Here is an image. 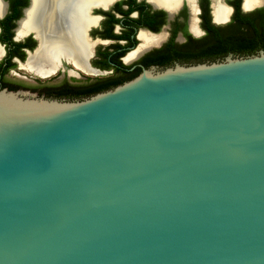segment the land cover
<instances>
[{
  "label": "water",
  "instance_id": "95a60500",
  "mask_svg": "<svg viewBox=\"0 0 264 264\" xmlns=\"http://www.w3.org/2000/svg\"><path fill=\"white\" fill-rule=\"evenodd\" d=\"M0 264H264V50L0 89Z\"/></svg>",
  "mask_w": 264,
  "mask_h": 264
},
{
  "label": "flooded vegetation",
  "instance_id": "af4514ba",
  "mask_svg": "<svg viewBox=\"0 0 264 264\" xmlns=\"http://www.w3.org/2000/svg\"><path fill=\"white\" fill-rule=\"evenodd\" d=\"M244 2L37 0L29 27L21 31L33 0H0V89L74 102L112 90L145 69L210 62L216 39L237 33L245 21L255 25V12L264 4L258 0L244 8ZM216 6L226 10L220 21ZM41 36L59 40L60 50L38 75L25 64L38 52Z\"/></svg>",
  "mask_w": 264,
  "mask_h": 264
},
{
  "label": "trees",
  "instance_id": "16d2710c",
  "mask_svg": "<svg viewBox=\"0 0 264 264\" xmlns=\"http://www.w3.org/2000/svg\"><path fill=\"white\" fill-rule=\"evenodd\" d=\"M243 26L237 33L225 39H216L211 44L208 50L210 62L216 61V57L223 59L229 52L235 53V56H249L264 50V7L255 12V25L245 21Z\"/></svg>",
  "mask_w": 264,
  "mask_h": 264
},
{
  "label": "bare ground",
  "instance_id": "6f19581e",
  "mask_svg": "<svg viewBox=\"0 0 264 264\" xmlns=\"http://www.w3.org/2000/svg\"><path fill=\"white\" fill-rule=\"evenodd\" d=\"M36 1L37 0H33V5L32 8L30 10H28L26 13V18L20 22V30H26L29 27L30 24V20H31V14L34 10V7L36 6ZM173 1V0H171ZM258 4V0H245L244 2V8H247L249 6H253V5H257ZM2 6H0L1 9ZM214 11V16L215 19L217 20H222L225 16L226 10L225 8H223L222 6H216ZM44 27V26H43ZM40 48L38 50V52L35 54L34 57L30 58L27 63L25 64V68L31 72V73H35L38 75H42L43 74V70L41 68V66L45 63L47 64H51V61L53 59V57H55L54 53L56 52V50H60V41L55 39V40H48L46 38H44L43 36H41L40 38ZM77 61V59H75ZM75 61V62H76ZM77 63V62H76ZM44 67V66H43Z\"/></svg>",
  "mask_w": 264,
  "mask_h": 264
}]
</instances>
